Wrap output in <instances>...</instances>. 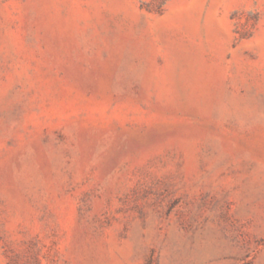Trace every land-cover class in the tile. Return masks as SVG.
Masks as SVG:
<instances>
[{
  "label": "rangeland",
  "instance_id": "rangeland-1",
  "mask_svg": "<svg viewBox=\"0 0 264 264\" xmlns=\"http://www.w3.org/2000/svg\"><path fill=\"white\" fill-rule=\"evenodd\" d=\"M0 264H264V0H0Z\"/></svg>",
  "mask_w": 264,
  "mask_h": 264
}]
</instances>
